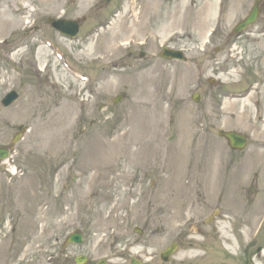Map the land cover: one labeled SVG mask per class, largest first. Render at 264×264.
Wrapping results in <instances>:
<instances>
[{"label": "rangeland", "instance_id": "374dc122", "mask_svg": "<svg viewBox=\"0 0 264 264\" xmlns=\"http://www.w3.org/2000/svg\"><path fill=\"white\" fill-rule=\"evenodd\" d=\"M254 2L0 0V100L21 95L0 102V146L20 134L1 165L21 177L8 185L0 174V264H45L47 237L62 220L67 233L82 227L86 214L109 225L90 240L99 255L116 246L113 264H165L174 242L169 264H264V13L233 36ZM56 16L95 35L65 40L47 22ZM165 46L188 61L161 58ZM227 130L247 147L231 149Z\"/></svg>", "mask_w": 264, "mask_h": 264}, {"label": "flooded vegetation", "instance_id": "af4514ba", "mask_svg": "<svg viewBox=\"0 0 264 264\" xmlns=\"http://www.w3.org/2000/svg\"><path fill=\"white\" fill-rule=\"evenodd\" d=\"M262 13H264V3L262 5ZM54 211L56 213H62L63 209L54 208ZM215 213L219 214L216 211ZM86 216V219H82L84 225L82 227L79 226L73 228L72 230V232L76 230L81 231L86 243L82 245H66V241L69 236V233L66 232L68 226L67 221L62 220L59 226L60 233H54L52 236L47 237L45 242V264H78L77 260L86 262V264H113L114 258H112V256L117 255L116 251L114 250L116 246L109 247L105 254L99 255L98 247L93 245L96 242V239L92 238L90 240L93 232L97 235V231L100 229H106L108 225H94V223L89 224L90 222H94L96 218L94 219L93 216H91V218L89 214H86ZM210 222H214V218H212ZM103 240H105V242L110 245V242L107 238H103ZM121 258H124L122 253ZM138 261H140V258H137V262Z\"/></svg>", "mask_w": 264, "mask_h": 264}, {"label": "water", "instance_id": "95a60500", "mask_svg": "<svg viewBox=\"0 0 264 264\" xmlns=\"http://www.w3.org/2000/svg\"><path fill=\"white\" fill-rule=\"evenodd\" d=\"M262 0H257L255 6L252 9V12L248 16L247 19L242 21L235 29V33L247 28L248 25L254 23L261 11L260 3ZM53 26L57 29L61 30L66 36L73 38L76 36L79 30V26L77 22L66 21V20H56L53 22ZM164 56L170 58H180L185 59L183 53L181 51H174L166 49L163 53ZM14 95H9L7 99L4 101L5 105H9L13 99ZM199 96H195V100H198ZM221 135L226 137L230 145L235 149H243L247 145V137L236 132H221ZM8 155L6 150H0V159H4ZM70 241H81L80 238L76 239L74 236L71 237ZM177 244H173L167 251L163 252L162 258L164 261H169L170 256L177 250Z\"/></svg>", "mask_w": 264, "mask_h": 264}, {"label": "bare ground", "instance_id": "6f19581e", "mask_svg": "<svg viewBox=\"0 0 264 264\" xmlns=\"http://www.w3.org/2000/svg\"><path fill=\"white\" fill-rule=\"evenodd\" d=\"M212 4H213V3H210L209 1H207L205 5H206V7H209V8L211 9V8H212ZM206 19L209 20V16H208ZM207 20H206V21H207ZM100 35H101V34H100Z\"/></svg>", "mask_w": 264, "mask_h": 264}]
</instances>
